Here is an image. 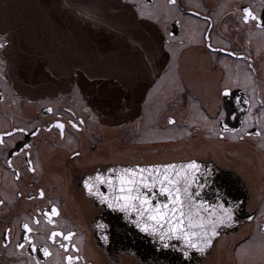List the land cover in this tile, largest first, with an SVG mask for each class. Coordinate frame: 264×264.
Here are the masks:
<instances>
[{
  "label": "flooded vegetation",
  "instance_id": "flooded-vegetation-1",
  "mask_svg": "<svg viewBox=\"0 0 264 264\" xmlns=\"http://www.w3.org/2000/svg\"><path fill=\"white\" fill-rule=\"evenodd\" d=\"M117 1L153 21L168 52L140 109L120 123L87 104L78 71L53 92L13 80L16 22L32 37L57 33L0 0V264H264V0ZM123 74L125 94L135 79ZM189 160L215 167L189 185L187 215L196 204L227 221L196 247L144 231L149 214L139 201L119 206L127 169L136 173L133 195L156 209L169 195L140 170Z\"/></svg>",
  "mask_w": 264,
  "mask_h": 264
},
{
  "label": "water",
  "instance_id": "water-1",
  "mask_svg": "<svg viewBox=\"0 0 264 264\" xmlns=\"http://www.w3.org/2000/svg\"><path fill=\"white\" fill-rule=\"evenodd\" d=\"M10 4L22 6L18 12L27 17H37L44 29L49 21V28H54L57 33L56 37L41 34L32 37L23 32L29 26L26 22H16L17 38L10 52L13 80L27 91L53 92L71 86L73 72L78 71L76 80L84 99L104 122L120 123L133 116L151 80L168 60L158 26L151 20L140 18L134 8L117 0H11ZM139 52L149 55L142 60L144 69L138 70L139 73L143 70L145 73L135 78V88L128 92L131 100L135 98L128 106V97L126 93L122 94L120 86L127 77L123 73L129 70L133 60H128L124 54ZM192 161L196 162L198 169L184 168ZM165 165L175 166L167 169L169 179L179 180L177 186L182 190L190 184L208 181L215 167L211 161L203 163L189 160L154 164L145 166L144 170L150 177L154 175L156 182H159L163 178ZM205 166L206 170L202 171ZM177 173L180 175L177 176ZM157 184L161 190L160 182ZM181 198L186 207H190L186 202L188 196L185 197L183 191ZM157 205L161 206V211L165 210L163 205H168V209L172 207L169 202ZM154 206L145 205V209H154ZM201 207L192 204V216H188L184 209V216L181 218L177 214L176 219L168 211V215L159 223L150 220L148 215L145 217V226L152 233L159 232L166 237L163 238L165 240L173 234L184 238V233H189L192 243L197 241L201 244L215 236L219 228L227 223L221 212L206 216L199 210ZM178 220L182 223L178 224ZM174 226L176 231L172 232ZM153 228L156 230L152 231Z\"/></svg>",
  "mask_w": 264,
  "mask_h": 264
},
{
  "label": "snow or ice",
  "instance_id": "snow-or-ice-1",
  "mask_svg": "<svg viewBox=\"0 0 264 264\" xmlns=\"http://www.w3.org/2000/svg\"><path fill=\"white\" fill-rule=\"evenodd\" d=\"M245 12L248 13L247 16L244 17L245 20H247L249 18V16L252 15V13L248 10L245 9ZM62 127V125H61ZM174 165H165V172L163 175V178L159 181L161 184V191L162 192H166L168 193L169 197H170V203L172 204L171 209H168V205H163V209H165L164 211H161V206L157 205L156 209H148L149 212V219L150 220H155L157 223L160 222V220L164 219L167 215H168V211H171L173 213V219L177 218V214L182 218L184 216V209L186 207V203L182 202V198H181V193L183 191L185 197H187V193H188V188L187 186H185L183 188V190L178 187L177 185L180 183L179 180L177 179H169L170 173L167 172V169L169 168H174ZM198 165L196 164L195 161L190 162L189 164L185 165L184 168L186 169H198ZM141 173L144 171V169L140 170ZM156 171L158 172L159 169L157 168ZM126 172L131 173L130 176H128L127 178L124 177H120L118 178L120 180L121 183V192H126L127 194L123 197L124 203L122 205H119L120 207H123L125 209H127L128 207L133 206L130 202L132 201H139L141 206H145L148 204V199L146 196L143 195H133V192L135 191V185L138 183L136 180V173L133 172L132 169H127ZM177 176L180 175V173L176 174ZM99 179L103 180L102 177H98ZM165 181H167V183H165ZM139 183L144 184L145 187H148V183L146 180H140ZM153 184L156 183V180L152 181ZM187 184V181H186ZM87 185V182H86ZM89 190H91V186L89 185ZM41 195H43V193H41ZM55 211V210H53ZM136 211L138 213H140V209L137 208ZM142 214V213H140ZM169 223H171V221H169ZM182 223L181 220H178V224ZM25 227H27V225H25ZM149 227L146 225L144 227V231H148ZM156 229L153 228L152 231H155ZM172 232L176 231V227L174 226L171 229ZM71 235V234H69ZM191 235H196V233H191ZM53 236H55V233H53ZM184 237L187 240L188 244L190 247H196L195 244L192 243L191 239H189V233H184ZM161 239H163V237H161ZM206 244H211V240H205ZM201 251H203V249H200ZM185 255H187V253H185ZM69 260L73 259L72 257L68 258Z\"/></svg>",
  "mask_w": 264,
  "mask_h": 264
},
{
  "label": "bare ground",
  "instance_id": "bare-ground-1",
  "mask_svg": "<svg viewBox=\"0 0 264 264\" xmlns=\"http://www.w3.org/2000/svg\"><path fill=\"white\" fill-rule=\"evenodd\" d=\"M119 54V52H118ZM127 56V59L128 60H133L129 67V70H128V73H129V76L127 79H131V80H134L135 78H137V76H140V74H144L145 71L143 70L142 72L139 73L138 70H142L144 69V64H142V60H145L146 58H148L147 54H144L143 52H139V53H136V54H124ZM127 76V75H125ZM136 84V81L135 83H133V85ZM133 90V89H131ZM199 243V242H198Z\"/></svg>",
  "mask_w": 264,
  "mask_h": 264
},
{
  "label": "rangeland",
  "instance_id": "rangeland-1",
  "mask_svg": "<svg viewBox=\"0 0 264 264\" xmlns=\"http://www.w3.org/2000/svg\"><path fill=\"white\" fill-rule=\"evenodd\" d=\"M156 8L154 7L152 10H155ZM152 12H154V11H152ZM203 66V65H202ZM199 67H200V65H197V66H195V71H196V69H199ZM201 68H205L204 66L203 67H201ZM194 71V70H193ZM194 71V72H195ZM197 75V77L198 78H204V79H207L209 76H199V74H196ZM206 80H202V83L204 84V85H206ZM168 88V87H167ZM170 92V91H169ZM229 151H231V152H233L234 151V147L233 146H228V147H226ZM244 249H246V248H244Z\"/></svg>",
  "mask_w": 264,
  "mask_h": 264
}]
</instances>
